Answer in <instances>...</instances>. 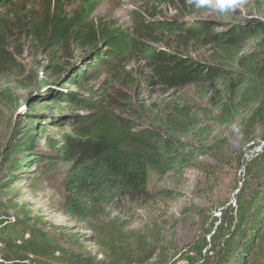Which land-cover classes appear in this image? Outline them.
I'll return each instance as SVG.
<instances>
[{"label":"trees","instance_id":"1","mask_svg":"<svg viewBox=\"0 0 264 264\" xmlns=\"http://www.w3.org/2000/svg\"><path fill=\"white\" fill-rule=\"evenodd\" d=\"M4 1L0 6L9 5L15 16L7 22L0 18V77L12 71L14 75L10 77L15 76L18 83L39 89L44 82L38 79L32 64L39 66L44 58L52 62L57 55L90 47L97 49L89 65L93 76L98 71L96 62L110 67L116 59L141 58L152 67L147 86L156 82L167 88L187 83L208 87L212 106L206 115L209 120L217 126L240 120V148L233 156L234 164L243 167L246 179L235 207L223 209L220 217L213 218L210 228L188 245L178 247L168 242L158 226L131 230L120 210L114 217L109 211L127 201L151 200L152 194L146 188L148 172L179 171L194 154L189 150L188 156L181 155L182 144L171 137L173 130L167 134L158 129L135 131L132 106L126 107L133 116L129 120L115 115L110 111L111 104L108 108L104 100L94 101L101 95L94 93L88 101L77 97L75 103H83L95 113L79 128L76 139L65 136L64 143L52 147L47 158L53 164H67L60 212L91 236L34 222L25 214L11 217L2 203L3 192L19 179L10 175L8 181L0 180V264H264V21L235 25L216 35L206 23L186 27L156 24L135 13V31L112 23L103 30V36H98V29L88 20L97 0H75L76 5L68 10L65 2L72 0H48L41 12L27 6L25 0ZM188 1L197 8L209 9L215 0ZM13 28L27 42L24 52L25 61L31 62L28 66L20 62L22 51L11 32ZM153 32L175 36L177 43L172 44V53L146 44L144 38ZM187 38L213 46L214 64L200 65L183 57ZM248 43L253 47L245 52ZM112 68L115 75L117 69ZM125 74L130 77L135 72ZM136 74L141 79V71ZM2 105L10 110L18 105L7 89L0 92ZM177 108L169 105L168 117L174 114L170 124L188 135L195 127L189 129V117L181 116ZM41 127L35 126V121L29 122L25 130L20 124L12 127L11 141L0 148V174L4 160H8L15 175L23 167L43 160L34 153L33 132H45ZM196 131L202 132L200 127ZM219 145V141L213 144L210 153L227 164L229 161L221 158ZM256 147L258 150L247 159L246 152ZM14 154L22 161L13 160ZM173 256L178 260H172Z\"/></svg>","mask_w":264,"mask_h":264},{"label":"rangeland","instance_id":"2","mask_svg":"<svg viewBox=\"0 0 264 264\" xmlns=\"http://www.w3.org/2000/svg\"><path fill=\"white\" fill-rule=\"evenodd\" d=\"M47 1L25 0L23 3L34 6L41 12L42 5ZM3 2L5 1L0 0V4ZM75 3V0L65 2L66 9L74 7ZM11 8L9 5L0 6V18L6 22L12 20L15 12ZM135 13L144 21L156 24L186 27L206 23L213 34L219 35L235 25L264 21V0H215L209 9L197 8L188 0H97L88 20L98 29V36H103V30L108 29L112 23L133 32L137 29ZM11 32L18 39L22 51L20 62L25 66L30 65L31 62L25 61L27 56L24 47L27 42L16 29H11ZM144 40L147 45L168 53H172V44L177 43L175 36L154 32ZM186 40L183 57L200 65L214 64L213 46L188 38ZM246 46L244 51L248 52L253 43ZM95 50L97 49L94 47L79 49L70 54L57 55L52 62L44 58L43 64H32L38 79L44 82L39 89L26 83H18L15 76L10 77L11 74L14 75L12 71L0 77V92L7 89L18 102L17 107L12 110L0 106V148L11 141L10 133L16 124L22 125L25 130L29 122L35 121V126L41 125L45 129L43 133L39 130L33 132L36 135L34 153L43 160L23 167L17 176L10 169L8 160H4L0 180L6 182L12 175L19 181L3 192L2 203L11 217L25 214L34 222L39 220L40 223L70 229L74 234L91 236L60 212L65 198L62 181L67 164H53L47 156L52 153V147L64 143L65 136L75 138L79 128L89 120L87 118L95 113V110H89L85 104L75 103V98L88 101L96 93L101 96L94 101L104 100L108 108L111 106L110 111L113 110L115 115L124 119L132 120L133 116L129 114L131 109H126L127 106H132L135 131L158 129L167 134L173 130V136H170L182 144L181 155L188 156L186 154L189 150L194 154L190 157L189 164L179 171L170 170L161 174L152 170L148 172L146 188L152 194L151 200L132 203L127 201L122 207H113L109 211L110 216L114 217L120 210L131 230H150L153 226H158L168 242H173L178 247L188 245L210 228L213 218L220 217L223 209L236 205L238 191L246 179L243 167L234 164L233 156L240 148L241 122L238 120L233 125L217 126L209 120L206 115L211 112L212 106L208 87L187 83L167 88L156 82L147 86L151 64L135 56L118 62L116 59L110 67L96 62L98 71H94L96 75L93 76L89 65ZM13 51L16 52L15 49ZM112 67L117 69L115 75L112 71L116 70ZM138 70L141 71V79L136 74ZM128 71H134L135 74L127 77L125 72ZM173 104L178 106L181 116L185 114L186 118L189 117V129L195 127L191 128L192 132L187 130L188 135L170 124L174 114L168 117V111L169 105ZM116 107L120 110H116ZM199 127L201 134L196 131ZM218 141L221 158L228 160L227 164L220 163L210 153L213 144ZM257 150L258 147L248 150L247 159H251L252 153ZM20 158L22 157L17 154L12 155L13 160L18 159L20 162ZM172 260H178V256H173Z\"/></svg>","mask_w":264,"mask_h":264},{"label":"built area","instance_id":"3","mask_svg":"<svg viewBox=\"0 0 264 264\" xmlns=\"http://www.w3.org/2000/svg\"><path fill=\"white\" fill-rule=\"evenodd\" d=\"M27 236V238H29V235H26Z\"/></svg>","mask_w":264,"mask_h":264},{"label":"clouds","instance_id":"4","mask_svg":"<svg viewBox=\"0 0 264 264\" xmlns=\"http://www.w3.org/2000/svg\"><path fill=\"white\" fill-rule=\"evenodd\" d=\"M153 1V0H152Z\"/></svg>","mask_w":264,"mask_h":264}]
</instances>
